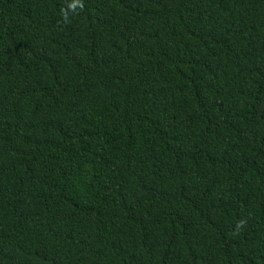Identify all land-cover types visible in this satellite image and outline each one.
<instances>
[{"label":"trees","instance_id":"16d2710c","mask_svg":"<svg viewBox=\"0 0 264 264\" xmlns=\"http://www.w3.org/2000/svg\"><path fill=\"white\" fill-rule=\"evenodd\" d=\"M0 264H264V0H0Z\"/></svg>","mask_w":264,"mask_h":264}]
</instances>
